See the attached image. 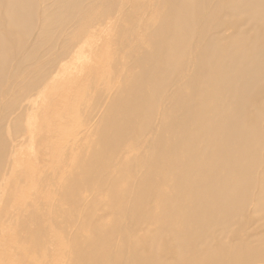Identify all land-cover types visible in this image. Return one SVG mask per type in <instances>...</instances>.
Returning a JSON list of instances; mask_svg holds the SVG:
<instances>
[{
  "label": "bare ground",
  "instance_id": "bare-ground-1",
  "mask_svg": "<svg viewBox=\"0 0 264 264\" xmlns=\"http://www.w3.org/2000/svg\"><path fill=\"white\" fill-rule=\"evenodd\" d=\"M99 71L92 109L46 115ZM11 168L36 179L0 264L264 263V0H0V188Z\"/></svg>",
  "mask_w": 264,
  "mask_h": 264
},
{
  "label": "rangeland",
  "instance_id": "rangeland-1",
  "mask_svg": "<svg viewBox=\"0 0 264 264\" xmlns=\"http://www.w3.org/2000/svg\"><path fill=\"white\" fill-rule=\"evenodd\" d=\"M139 1H141V0H139ZM118 27L119 26L113 27L114 32L117 33V31H119L118 29L120 27L119 28ZM121 39H122V37L119 38V40H121ZM124 60H125V57L122 55L115 56V57L111 58L109 61L110 70H115V69L119 68L121 66V64L124 62ZM107 63H108V61H107ZM63 66H68V64L63 63ZM102 74L103 73L101 71H99V73H96L93 75L92 82H86V83L81 82L79 85H76L75 90H74L75 94H73L72 97L68 101H65L67 94L65 92L64 93L62 92L63 89L65 88L64 81L56 82L55 84H53L52 87H50L46 91L45 99H47V100L56 99V102H59V104L57 105L56 108L49 109V113H47L46 115L54 117V116H56V114L60 115L62 113V111L63 112H69V113L79 112L80 114L88 112L90 109L93 108V105H95V103L93 102V99L96 98L99 95V93L101 92V89H103L100 87L102 84V81H103V77H104ZM115 85H112L110 88L114 87ZM67 102H74V103L68 105ZM80 104H84V106L81 108L80 111H77V107ZM36 114L39 116L37 111H36L35 115ZM73 116H75V115H73ZM54 123L62 124V121L61 120L59 121L58 118H56ZM70 124H71L69 126L70 129L67 131V134H66L67 136H70L71 134L75 135L74 129H77L79 132V130L83 129L84 126L86 125V123H84L82 125L79 118H77V119L71 118ZM79 136H81V135H79ZM27 148H28V146H27ZM27 150H29V149H27ZM25 176H26L25 174H23L17 170L15 171L12 168L9 171H5L4 176H1V178H2L1 185L2 186L0 188V195L6 196V197L9 196V197H7V199L10 202L7 201L5 203L4 201H0V212H4V210H6L5 207H6L7 203H9L8 205L11 204V198H13V196L11 194L14 193L15 190H17L16 187L18 185L23 186L24 183H27L28 185L31 186L32 184L33 185L35 184V179H36L35 176H32L34 178V180L32 179V177L27 178ZM146 188L147 187H144V189H146ZM73 191H74V189L67 188V192H73ZM44 196L54 197L55 195L52 191H46L44 193ZM15 201L17 202L18 200H16V198H15ZM60 208L63 210L70 209V207L68 206V203H63V202L60 203ZM41 212L42 211L32 212V215L35 216V215L41 214ZM1 224H3V223H1ZM5 226H7V225H5ZM262 264H264V263H262Z\"/></svg>",
  "mask_w": 264,
  "mask_h": 264
}]
</instances>
